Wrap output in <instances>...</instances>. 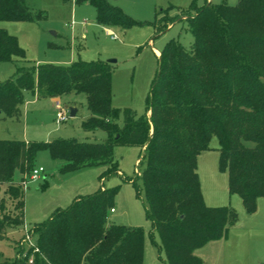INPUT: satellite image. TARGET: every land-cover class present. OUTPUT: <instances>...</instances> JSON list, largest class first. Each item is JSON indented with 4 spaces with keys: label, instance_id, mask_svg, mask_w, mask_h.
Returning a JSON list of instances; mask_svg holds the SVG:
<instances>
[{
    "label": "trees",
    "instance_id": "16d2710c",
    "mask_svg": "<svg viewBox=\"0 0 264 264\" xmlns=\"http://www.w3.org/2000/svg\"><path fill=\"white\" fill-rule=\"evenodd\" d=\"M75 1L94 5L102 26L125 29L135 23L106 0ZM191 6L194 13L182 16L193 37L191 47L170 39L159 52L145 102L149 115L137 117L130 107H113L108 61L39 63L0 81V112L17 111L25 90L48 97L83 93L89 111L83 128L108 132L105 141L0 139V192L5 186L18 209L16 216L0 215V238L23 224L22 186L13 183V174L30 173L40 150L62 161L58 170L63 174L106 165L103 179L118 170L115 144L144 145L140 176L145 211L166 264H203L194 250L226 235L236 221L230 207L207 206L202 198L197 154L209 147L212 135L229 194H238L244 209L254 211L256 199L264 197V0ZM33 19L24 0H0V20ZM23 58L16 37L0 28V62ZM118 115L121 126L113 121ZM116 191V186L99 188L54 209L29 230L37 235L26 251L32 262L16 255L4 264H142V230L106 222Z\"/></svg>",
    "mask_w": 264,
    "mask_h": 264
},
{
    "label": "rangeland",
    "instance_id": "374dc122",
    "mask_svg": "<svg viewBox=\"0 0 264 264\" xmlns=\"http://www.w3.org/2000/svg\"><path fill=\"white\" fill-rule=\"evenodd\" d=\"M34 12L33 21L0 20V28L14 35L25 51V58L0 62V81L9 79L20 67L39 63L70 64L73 61H107L111 63V104L115 108L130 107L137 117L146 112V97L158 67V52L170 39H177L185 48L192 44V34L183 15L194 13L193 6L207 3L235 5L238 0H106L129 16L135 23L125 29L110 26L112 35L98 23L94 5L75 0H24ZM164 16H166L164 18ZM60 96L65 107H75L73 116L67 113L59 123L55 120L51 98H35L23 91L18 110L0 113V139L44 141L54 138L79 141H105L103 128L87 130L82 122L89 115L83 93L70 92ZM54 97V96H53ZM33 101L26 102V99ZM121 126L122 117L113 120ZM207 149L197 154L199 185L207 206H228L236 221L227 233L207 241L194 250L203 264H259L264 261V197L256 199L255 209L247 212L238 194H229L226 171L218 165V142L212 135ZM135 144H115L113 160L118 170L100 175L106 165L89 166L70 173H60L62 162L53 159L47 150L37 152L34 167L42 168L36 178L26 170L13 174V183L21 184L23 224L10 227L0 238V264L20 260L32 262L26 251L36 243L37 235L29 234L35 224L46 221L54 209L66 208L75 196L92 193L99 188L117 187L112 201L113 211L106 222L138 227L143 232L142 264H166L160 238L146 216L141 171L144 166L142 150ZM0 215L16 216L17 201L1 187ZM25 232L28 233L29 241ZM19 250V251H18Z\"/></svg>",
    "mask_w": 264,
    "mask_h": 264
},
{
    "label": "built area",
    "instance_id": "2783aa9c",
    "mask_svg": "<svg viewBox=\"0 0 264 264\" xmlns=\"http://www.w3.org/2000/svg\"><path fill=\"white\" fill-rule=\"evenodd\" d=\"M110 35H112L113 38H115V34H113L112 32L110 33ZM52 105H53V108H54V111H55V120L57 123H59L60 121L64 120L66 118V115L68 113V109L62 105L61 103V99L59 96H55L52 98ZM42 168L39 167V168H35L33 167L31 172H30V175L29 177L30 178H36L38 177L41 173H42ZM25 183H26V180L25 181H21V184L23 187H25ZM110 211H113V208L110 209ZM27 240L29 241V234L25 232V235Z\"/></svg>",
    "mask_w": 264,
    "mask_h": 264
},
{
    "label": "crops",
    "instance_id": "0c3cea01",
    "mask_svg": "<svg viewBox=\"0 0 264 264\" xmlns=\"http://www.w3.org/2000/svg\"><path fill=\"white\" fill-rule=\"evenodd\" d=\"M105 27V26H104ZM105 30H106V32H107V34H110L112 31H111V29L110 28H108V27H105ZM156 51V53H158V55H159V52L157 51V50H155ZM32 94H33V96L35 97V98H37V97H39L38 95H37V93L36 92H31ZM55 97V96H54ZM60 97V96H59ZM49 98H51V101H52V98L53 97H49ZM26 102H29V101H33V100H30L29 98L28 99H26L25 100ZM67 109H68V107H66ZM73 108H75V107H73ZM54 109V108H53ZM69 112V111H68ZM77 112V109L75 108V113ZM1 113V112H0ZM62 163V162H61ZM60 163V164H61ZM60 166V165H59ZM196 171H198V169H197V161H196ZM198 173V172H197ZM261 262H264V261H261ZM260 262V263H261Z\"/></svg>",
    "mask_w": 264,
    "mask_h": 264
},
{
    "label": "water",
    "instance_id": "95a60500",
    "mask_svg": "<svg viewBox=\"0 0 264 264\" xmlns=\"http://www.w3.org/2000/svg\"><path fill=\"white\" fill-rule=\"evenodd\" d=\"M107 61L112 63L115 61V59H108ZM68 111L69 116H73L75 114V108L73 107H68Z\"/></svg>",
    "mask_w": 264,
    "mask_h": 264
}]
</instances>
